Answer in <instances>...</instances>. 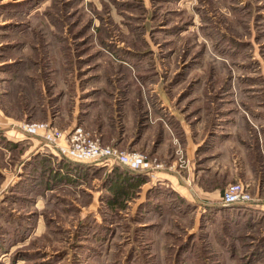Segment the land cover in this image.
Masks as SVG:
<instances>
[{"label":"rangeland","instance_id":"1","mask_svg":"<svg viewBox=\"0 0 264 264\" xmlns=\"http://www.w3.org/2000/svg\"><path fill=\"white\" fill-rule=\"evenodd\" d=\"M162 100L196 140L244 122L238 148L264 150V0H0L6 121L83 129L178 173L213 163L207 154L194 165L174 137V159L151 151L163 134L148 108ZM9 134L0 130V264H264V214L165 197L146 210L131 189L109 206V176L89 174L101 166L80 165L81 182L60 188L56 164L37 156L30 165ZM250 161L264 199V160ZM218 182L254 199L243 182Z\"/></svg>","mask_w":264,"mask_h":264},{"label":"crops","instance_id":"2","mask_svg":"<svg viewBox=\"0 0 264 264\" xmlns=\"http://www.w3.org/2000/svg\"><path fill=\"white\" fill-rule=\"evenodd\" d=\"M173 106V102L170 103L168 101L162 100L157 106L150 104L148 108L150 118L156 121L158 124L152 126V131L157 132V134H159L160 131L163 134L162 143L159 144V147L156 150L154 149V145L152 143L151 151L166 157V159L168 158V160L174 159L175 152L172 154L171 151V145L175 147L174 143L171 141L172 137H174V139H176L181 144L184 142V146L186 147L185 152L187 153V156L189 154L194 165H196L199 158L202 159L204 156H206L205 160H207V154H211L210 158L213 157V163L206 164L205 166L199 167L197 169L194 168L193 170L190 166L189 169L182 171L181 173H178L175 167L172 169L165 168L162 171H156L153 173V175H133L131 173L132 177L145 179L144 182H140L139 184L135 185L134 188H129V186L124 185L125 183L123 182V178L125 176L121 175L122 173H120L121 177H123L121 180L119 179V183L122 184V189L126 191H129L130 189L137 191V199H135L136 204L134 205L137 207L139 205L145 204L147 202V194L152 189L158 187L161 188V190L164 188L172 190L187 204L199 205L214 209L217 206H221V195L225 189L222 182L218 181L222 180V178H226V180H238L243 182L245 185L247 184L250 186V190L253 191H251L252 196L254 197L252 203L240 207H243L248 213H254L256 216L264 214V199L260 198V190L258 185H253V181L254 184L259 182L258 175L260 172H258L256 168L254 169L252 166L253 161H250L252 159L254 160V158L256 159L257 157L258 165H260V158L263 164L264 150H259L256 154H254L252 145L250 144L245 145V147L242 145V149L238 148V146H241L242 144L240 135L243 133L240 132V130L245 129L243 125L244 122L242 125L230 124V126L225 127L221 125L215 126L214 132L211 133V135L214 136L213 142L208 141L209 139L207 134L202 139L196 140L193 138L194 131L190 128L183 115L175 111ZM145 110L147 112V109ZM160 122L164 125L161 126ZM24 124L25 123L8 122L6 121V118L0 113V130L7 131L10 133L9 135L11 137L7 139V142H9V144L13 143L16 146H24L26 149H29L30 153H32L31 155L27 156L26 162L29 161V164L31 165V160L33 158H37V156L51 160L57 166L54 170V174L52 173V181L60 184V188L67 187L73 189L74 183H80L81 177L85 173L84 171L80 170V165L82 164L70 162L64 159L55 149L47 147L41 137H32L26 135L22 130V126ZM245 136L246 140L251 137L247 136L246 134ZM131 143L128 145L129 148ZM133 145L138 148L142 144L141 142H138ZM120 146L122 147V143ZM164 147H169V149L166 150ZM234 149L236 150V153ZM237 157L239 158V163H237ZM69 162L72 165H70ZM207 162L208 161L205 163ZM168 163H170V161H168ZM88 168L90 169L89 174L91 172L94 174L100 170V174L104 173L109 176V178H111L110 175L114 167L110 169L106 168V170L103 169L105 167L102 168L90 166ZM261 169L262 168L259 170ZM21 171L23 172V170ZM27 171L28 169H24V175L27 174ZM120 172L124 173L127 172V170L122 168L120 169ZM128 179L126 180L127 182H129ZM55 182H53V185H55ZM156 197L152 199L153 204L150 206H155L154 200L156 202L160 201V197L158 195ZM164 197V195L163 197L161 196V198ZM165 198L167 199L168 203L169 201L171 202L174 200L173 197ZM125 202L126 205L130 203L129 200H126Z\"/></svg>","mask_w":264,"mask_h":264},{"label":"built area","instance_id":"3","mask_svg":"<svg viewBox=\"0 0 264 264\" xmlns=\"http://www.w3.org/2000/svg\"><path fill=\"white\" fill-rule=\"evenodd\" d=\"M26 135L41 137L47 147L55 149L64 159L79 164H95L107 169L120 166L132 174L153 175L165 169L155 164L140 153L120 151L112 146H105L98 139H93L83 129H74L68 133L60 131L50 123H30L22 126ZM252 197L240 183L228 185L221 195L223 207L245 206L251 204Z\"/></svg>","mask_w":264,"mask_h":264},{"label":"trees","instance_id":"4","mask_svg":"<svg viewBox=\"0 0 264 264\" xmlns=\"http://www.w3.org/2000/svg\"><path fill=\"white\" fill-rule=\"evenodd\" d=\"M120 169H122V167L114 166L113 171H112V173L110 175L111 178H109V180H108L109 184H110V187H109V190H108L109 194L107 193L106 200H108L109 206H113L114 203L120 202V201H122L121 200L122 198L127 197L126 190L122 189V187H121L122 184L119 183V179L121 180V178H123V177H121V175L125 176L124 178H126V179L123 178V182L125 183L124 185L129 186V188H134L135 185L139 184L140 182H144V180H145V179H141V178H137V177H132L131 176L132 174L129 171L124 172V173L120 172ZM120 173H122V174L120 175ZM127 179L129 180V182L126 181ZM160 191H161V188H158V187L155 188V189H152L147 194V202L145 204L141 205V208H144V209L148 210V207H150V205L153 204L152 199L155 198L157 195L161 199V196L163 197V195H162V193ZM169 192L172 195L165 194V197H167V198L168 197H173L174 198V203L176 202L175 200L177 198L180 199L179 196L176 195L172 190H169ZM182 201H183V199H182Z\"/></svg>","mask_w":264,"mask_h":264}]
</instances>
